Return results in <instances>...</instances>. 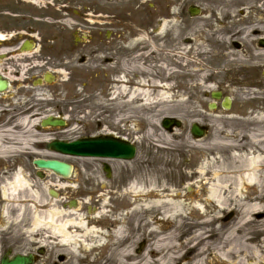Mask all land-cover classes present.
I'll list each match as a JSON object with an SVG mask.
<instances>
[{"label": "rangeland", "instance_id": "rangeland-1", "mask_svg": "<svg viewBox=\"0 0 264 264\" xmlns=\"http://www.w3.org/2000/svg\"><path fill=\"white\" fill-rule=\"evenodd\" d=\"M173 2L174 12L177 10V7L179 11H184V4L199 3L201 7L211 8L213 7V3L217 8H214V10L218 13L221 21H224L223 16L226 18V15H230L229 23L225 24L224 27L213 25L215 30L211 29L209 32L201 30L200 27L202 25L200 26L199 22H213L210 20L212 18L210 14L207 16L205 13L207 18L194 20L193 22L196 23L197 30L192 32L181 30L176 22L178 48L180 46L186 47L185 44L180 45L179 39L188 36L196 38L200 44V50L202 49L201 51L205 53L203 55L205 58L201 56L202 63L199 71L196 72V74H200L197 77V79L199 78L198 83L200 85L196 88L199 92V102L204 103L203 109L199 108V111L195 109L197 104H188L184 96V105L175 106L172 102L170 64L172 57L170 42L173 32ZM0 8L6 12L5 14L9 13L13 15L3 14V23L12 24V29L16 27L15 22L24 21V23H29L34 27L33 30L36 36L38 34L42 37L55 34L62 36L65 41L58 42V45H63V47L50 52L51 57L53 55L60 57L61 55L67 56L73 54L74 38L78 40L81 36L89 32H99L100 29L104 30L103 33L109 29L108 33L115 34L116 36L137 35L133 38L126 37L120 41H114V50L118 51V46H120V53L113 55L114 61H118V63L114 62L112 65L105 66V71L109 69L114 75L113 77L116 80V86H114V90L117 92L115 94L116 98L114 101H107L108 104H102V102H99V98H90V105L86 108L88 110L95 108L93 115H89L85 119L77 117V103L75 101L77 98H84L81 97L84 91L76 87L74 80L69 82L67 79L68 74L64 73V76L60 77L62 79H58L57 81L59 83L58 90L69 93V97L66 99L69 102L65 105V108L68 109L67 113L72 114L67 130L69 134L68 140H76L82 135L89 133L94 135L97 131L99 133L102 129H96L95 118H97V110L100 107L108 108L110 105H113L116 111L114 118L116 120L120 115V120L119 123H115L116 121L106 122L112 123L115 126L108 129L109 132L119 133L126 140L135 141L138 146V155L132 162H110L115 173L126 169V173L130 174L129 184L127 183L126 186L115 185V181L106 183V181L100 180L101 178L97 169L98 166L103 164V161L68 159L69 163L77 164L78 167L80 166L82 172L86 171L83 173L81 184L84 194L90 195L95 190L94 193L98 190V193L105 194L106 196L103 199L102 205H105L106 210L112 209V205L118 208H123L126 205V223L129 216H132V213L137 215L134 217L135 221L144 218L145 223H150L153 221V218L143 216V212L145 208L154 211L152 206L153 202H155L154 199H147L136 203V200L134 201L136 194L129 193L128 188L136 185L135 188L144 187L146 190L156 189L165 191V185L167 184L170 189L175 191V195L178 193L189 195V189L192 188V191H195L198 188L196 186L199 184L197 182L202 181L198 185L200 188L203 185L199 193L200 197L192 195L193 203L190 202V198H187V201L184 203L186 206H189V208L185 209V213L190 214V208H194L195 218L183 216L171 219L173 227L175 222L177 225H180L181 228L178 231H182L184 236L192 233V227H187L186 223L188 225L195 224L196 236L209 232V230H218V232L221 231L224 234L237 227L240 217L242 218L239 211L235 212L233 209L237 202L234 204L229 203L230 205L225 212H222L220 209L216 210L213 205L207 204L208 209L205 213V219L196 215L198 204L206 205L205 201L208 197L206 191L209 185L204 184L210 180H215L216 173L221 174L218 177L219 181H222L225 185L232 186L235 196H238L237 189L240 183L237 179V172L243 171V178H245L247 173H249L245 171L251 167L248 155H246L245 160L235 157L236 151L239 152L242 148L252 146L247 141L248 133L250 132L248 128L252 124L248 119V115L251 112L249 111L250 103L246 99L243 100L244 95L243 97L241 95L238 96L234 88L229 91L225 87V91L228 92L226 94L227 97H230L235 102L233 109L225 111L219 108L218 110L210 111L209 105L213 101L210 95L218 91L219 84L214 80L215 83L207 81L210 79L209 77L213 71L211 66L218 68L215 65L224 57L227 47L228 50L230 48V33L238 35L234 39L237 40L240 47L235 50L236 58L241 60L244 57V46L240 45L242 43L239 39L243 33L250 31L255 25H259L257 28H264V24H262L264 23V0H187V2H182V5H178V0H38L37 2L33 0L30 2L27 0H0ZM13 33L12 31L9 34ZM2 34H5V32ZM140 35H143V38ZM252 37L254 36H251V40H253ZM262 37H264V34H262ZM36 44L47 43L43 40L41 43L36 41ZM140 46L145 47L147 51V54L141 56V61L145 62V67L140 70L146 84L144 104L140 106L135 105L134 102H128L125 106L123 100L128 97H124V93L121 90L123 83L119 82L123 80L126 74L125 55L134 47ZM211 59H213L212 62ZM91 61L88 65L81 66L79 65L78 58L74 55L71 58V63L67 66L74 70L75 74L83 75L87 74L88 71H94ZM212 75L215 77V74ZM224 79L223 73L215 77V80H221L220 82ZM151 85H154V87ZM241 88L243 89L242 91L246 90V87ZM92 90L99 93V90L93 87V85L89 87L88 92ZM153 90L157 92H153ZM64 97L63 95L60 99ZM263 99L264 92L262 96V103L264 104ZM62 102L60 101V103ZM125 108L126 125L124 127L121 115ZM176 116L181 118L183 122L182 129H175L172 133L166 132L162 126V121L165 118ZM194 120H200L198 121L200 124L208 125L210 128L211 134L208 135L209 137L204 138L199 143L191 140L190 135H188V129ZM84 125L86 126L85 128ZM214 135L218 137L215 143H223L227 140L229 141L228 143H231V147L222 149L220 146L215 145V140H213ZM235 145L236 147H234ZM247 151L252 153L249 150ZM206 168L208 169L206 175L198 173L193 176L190 174V172L193 173L194 171ZM90 173L92 175H89ZM244 193L254 195V188L251 187ZM127 195L130 196L128 197ZM127 202L131 203L132 206L128 208ZM92 207L93 203L86 198L83 202L84 211ZM118 208L114 207V209ZM212 220H215L211 223L215 227L212 225L208 226V222L210 223ZM119 222L120 220L116 219L117 226H120ZM21 226L20 222L17 227ZM135 226V234L131 236L136 237L132 239L134 246L130 249L133 255L138 254L139 246L144 240V236L139 232L140 230H137L139 224ZM127 227L126 225V230ZM27 229L30 228L28 227ZM22 231V236L28 234V232H24L25 230L19 232ZM252 237L255 243L259 245L264 243L263 237L259 234H254ZM262 246L264 245L262 244ZM141 253L143 252H140L139 255H142ZM244 264H259V261L258 259L251 258L250 262H245Z\"/></svg>", "mask_w": 264, "mask_h": 264}, {"label": "flooded vegetation", "instance_id": "flooded-vegetation-1", "mask_svg": "<svg viewBox=\"0 0 264 264\" xmlns=\"http://www.w3.org/2000/svg\"><path fill=\"white\" fill-rule=\"evenodd\" d=\"M181 1L187 2V0H178V5H182ZM195 6L199 7L198 11L200 12L197 17L191 16L189 12L190 7ZM212 6L211 8H204L199 3L184 4V11H179L177 7L175 13L173 2V32L170 42L172 60L170 64L172 74L171 94L175 106L184 105V96L188 104H197L195 109L198 111L199 108L203 109L204 103L199 102V92L196 90L197 86L200 85L198 83L199 78L197 79L200 74H196V72L199 71L202 63L201 56L205 54L201 51L202 49L200 50L197 39L188 36L179 39L180 45L185 44L186 47L180 46L178 48L176 22L181 30L192 32L197 30L196 23L193 21L207 18L210 14L212 17L210 20L213 22H199L200 26L202 25L201 30L209 32V30L214 29V26L224 27L225 24L229 23L230 15H226V18L222 15L225 22L221 21L218 13L214 10L216 7L213 3ZM5 13L0 8V82L4 84V89L0 91V264H4L5 261H13L17 256L25 255L33 257V264H71L76 261L72 259V248L76 247L79 250L76 255L82 258L85 256L84 245L92 250L90 261L100 258L101 255L100 262L105 263L107 254L102 251L107 244L114 245L116 243L115 239L117 240L118 237L116 231L118 233L120 228L116 225V219L124 217L126 221V205L123 209L112 205V209L106 210L105 205H102L105 194L98 193V190L90 195L82 192V176L86 171L82 172L80 166L67 162L65 156L52 155L50 148L52 142L74 141L67 139L69 137L67 133L69 120L72 116V114L67 113L68 109L65 108V105L69 102V100H66L69 93L59 91L57 81L62 79L60 77L64 76V73L68 74L67 79L69 82L74 80L76 87L84 91L81 94V97L84 98H77L75 101L77 103V117L85 119L87 116L93 115L95 108L93 110L86 108L90 105V98H99V102H102V104H108L107 101H114L116 98L114 75L109 69L105 71V66L112 65L114 62L118 63V61H114L113 55L120 53V46H118V51L114 50V41H120L126 37L133 38L137 35L116 36L108 33L109 29L105 33H103V29H100L99 32H89L78 40L74 38L73 54L61 55L60 57L53 55L51 57L50 52L63 47V45H58V42L65 41L62 36L57 34L45 37L39 34L36 36L33 30L34 27L29 23H24V21L15 22L16 27L12 29V24L3 23V14ZM5 15L13 16L9 13ZM12 31L14 33L9 34ZM3 32L5 34H2ZM140 36L143 38V35ZM257 39L259 47H261L260 43L264 37L258 36ZM43 40L47 44H36V41L41 43ZM240 45L242 46V44ZM234 46L237 49L240 48L238 44ZM145 54H147L145 47L140 46L134 47L125 55L126 74L123 80L119 81L123 83L120 86L125 88L124 97H128L123 100L125 106L128 102H134L135 105L140 106L144 104L142 94H145L146 84L140 70L145 67V62L141 61V56ZM74 55L78 58L81 66L88 65L93 60L91 62L94 71H88L87 74L83 75L75 74L74 70L67 66L71 63V58ZM223 62L221 60L215 65L218 68L211 66L213 71L207 82L215 81L219 84L218 92L223 98L230 100V109L226 110L230 111L233 109L235 102L227 97L228 92L225 91V87L230 91L229 86L237 84L238 78L240 81L245 80L246 73H243L241 77H239L240 75L236 77V75L227 71L226 63ZM216 73H219V75L223 73L225 79L222 82H220L222 79L215 80L212 74ZM253 80L255 85L264 87L263 74ZM91 85L96 87L99 93L93 90L88 92ZM153 92L157 91L153 90ZM63 95L65 97L60 99ZM252 97H254L253 93ZM210 98H212V95H210ZM60 101L63 102L60 103ZM224 104L227 103L216 102V110L223 109ZM257 109L258 111H264V104L261 103ZM97 111L96 129L102 130L99 133L97 131L94 135L91 133L82 135L79 139L113 136L114 138L126 140L119 133L109 132L108 130L115 126L106 122L116 121L115 123H119L120 120V115L117 117L118 119L115 120L114 118L116 111L113 105L108 108L100 107ZM49 116L65 121V128H43L42 122ZM261 117L264 118V115L256 114L251 119ZM175 118L181 119L178 116ZM121 119L124 121L123 126L126 125V108L121 115ZM192 126L188 129V135L194 141L195 135L193 136L191 133ZM204 126L209 133V127ZM248 129L252 131V135L255 134V130L263 132L262 135H264V123L254 122ZM50 159L69 163L72 166L71 176L62 178L50 171H41L35 166L34 162L37 160ZM97 170L100 180L106 181V183L115 181V185L118 186L129 184L130 174L126 173V169L115 173L112 164L103 163L98 166ZM86 198L93 203V207L84 211L83 202ZM25 206L29 208L28 211L24 209ZM53 207L56 208L57 212L64 213V215L62 218L55 217L52 223L50 212ZM114 207L118 209H114ZM18 208H22L19 213ZM65 211L71 215V219L75 223H78L77 221L82 218L86 223H89L87 227L88 229L92 228V230L89 231L88 236L91 239H83L82 234H79L81 229L73 224L67 230L74 240L76 235L80 236L77 239L78 244L62 241L61 235L56 232L66 221ZM192 212H194V208H190V213ZM34 213L44 214L42 217L44 225L37 228V230L42 229V235L32 233L35 230L33 228L36 219ZM20 222L22 226L18 228ZM28 227L30 229H27ZM21 230H25L24 232H28V234L32 233V236L28 234L22 236L23 231L19 232ZM95 232H98V234L94 236ZM146 245L147 242L143 240L140 246L145 249ZM86 256H89L88 251Z\"/></svg>", "mask_w": 264, "mask_h": 264}, {"label": "bare ground", "instance_id": "bare-ground-1", "mask_svg": "<svg viewBox=\"0 0 264 264\" xmlns=\"http://www.w3.org/2000/svg\"><path fill=\"white\" fill-rule=\"evenodd\" d=\"M27 1L30 2L32 0ZM33 1L37 2L38 0ZM257 27H259V25H255L250 31L243 33L239 39L245 50L243 53L244 57L241 58V60H238L235 54L237 48L234 45L238 44L237 40H234L235 37L238 36L235 35V33H230V48L228 50L227 47L226 54L221 58V60L224 61L223 63H226L225 67L228 69L227 71L229 73L236 76L246 73L245 80L240 81V79H238L237 84H232L229 87L230 89L234 88L238 96L241 95L243 97L244 95L243 100L246 99V101L250 103L249 111L251 112L248 115V119L252 124L254 122H264V118L262 117L259 119H251V117L256 114L264 115V111L260 109V111H258L257 109L262 103L264 87L262 88L260 87L261 85H255L253 80L261 76L264 72V48L259 47V41L257 39L258 36L260 37L264 34V28ZM251 36L256 37H252L253 40H251ZM251 47L252 49H250ZM218 75L219 73H216L215 77H218ZM151 86L154 87V85ZM241 87H246V90L242 91L243 89ZM121 90L125 92L124 87H122ZM252 93L254 97H252ZM161 94L160 96L162 97ZM262 133L261 131L255 130V134L252 135V131H250L247 141L250 142L252 146L242 148L239 152L236 151L237 154L235 157L245 160L246 155H248L250 158L249 162H251V167H249V170L245 171L246 173L249 172L245 178H243V171L237 172V179L240 183L237 189L238 196H235L232 186H228V184L225 185L222 181H219L218 177L221 174L216 173L215 180H210L204 184L209 185L206 191L208 195L205 201L206 205L198 204L196 210V215L205 219V213L208 209L207 204L213 205L216 210L220 209L222 212H225L230 205L229 203L234 204L237 202L233 209L235 212L239 211V214L242 216V218L240 217L237 227L224 234L221 231L218 232V230H209V232L199 234V236H196L195 224H185L187 227H192V233H189L187 236H184L182 231H178L181 226L177 225L176 222L173 227L171 219H177V217L181 218L183 216L195 218L194 212L190 214L185 213V209L189 208V206H186L184 203L187 201V198H190V202L193 203L192 195L200 197L199 193L203 185H200L201 188L198 185L202 181L197 182V184H199L196 186L198 188L195 191H192V188L189 189V195H182L180 193L175 195V191L170 189L167 184L165 185V191L156 189L146 190L144 187L135 188V185L128 189L129 193L136 194L134 197L136 203L147 199H154L155 202H153L152 205L154 211L145 208L143 212V216L152 217L153 221L145 223L144 218L135 221L134 217L137 215L134 213H132V216H129L127 223L124 217H122L119 219L120 228L118 229V233L116 231V234H118L117 240L115 239L116 243H114V245L107 244L102 251L107 254V260L104 261L105 263L100 262L101 255L100 258L90 261L92 250L89 249L87 245H84V255L86 256V252L88 251L89 256H84L82 258L78 257L76 254L79 250L73 247L72 259L76 261L71 264H244L245 262H250L251 258L258 259L259 264H264V246H262L264 243L259 245L254 242L255 240L252 237L254 234H259L264 239V135H262ZM217 138L218 137L214 135V143L217 142ZM194 142L199 143L200 141L195 140ZM228 142L229 141L226 140V142L215 143V145L224 149L225 147H231V143ZM199 146L201 147L202 145ZM234 147H236V145ZM245 149L252 153H249ZM207 172L208 169L206 168L194 171L193 173L190 172V174L193 176L198 173L206 175ZM251 187L254 188V195L244 193ZM127 196L129 197L130 195ZM127 203L128 208L132 206L131 203ZM24 209L29 210L26 206ZM120 209L123 208L121 207ZM17 211L21 212L22 208H18ZM65 212L66 221L56 232L61 235L62 241L65 243L75 242L78 244L77 239L80 238V236L76 235L74 240L67 230V228L73 224L81 229L79 234H82L83 239H91L90 236H88L89 231L92 230V228L88 229L87 227L89 223H86L83 218L77 221L78 223H75V221L71 219V215H69L67 211ZM34 214L36 219L33 228L35 230H33L32 233L34 232L35 234L39 233V235H42V229L37 230V228L43 227L44 223L42 217L44 214ZM63 215L64 213L57 212L56 208L53 207L50 212V220L53 223L55 217L58 216L62 218ZM214 221L215 220L210 221V223L208 222V226H214V224H211ZM136 224H139L137 230H140L139 232L142 233L144 240L147 242L145 249H143V253H141L142 255H139V253L133 255L130 250L134 246V244H132V239L136 236L131 235L135 234L134 230H136ZM126 225L128 226L127 230ZM32 233L28 235L32 236ZM95 234H98V232H95L94 236Z\"/></svg>", "mask_w": 264, "mask_h": 264}, {"label": "water", "instance_id": "water-1", "mask_svg": "<svg viewBox=\"0 0 264 264\" xmlns=\"http://www.w3.org/2000/svg\"><path fill=\"white\" fill-rule=\"evenodd\" d=\"M196 10V9H195ZM190 10L192 16L198 15V11ZM264 47V40L260 43ZM4 89V84L0 82V91ZM213 98L221 99V95L214 94ZM214 108V106H213ZM212 108V109H213ZM228 108V107H226ZM43 127H63L65 122L54 118H48L42 122ZM162 126L166 131H172L174 126H180L175 120L167 118L162 122ZM192 134L198 138L204 137V130L198 125L193 126ZM53 152L62 153L63 155L83 158H111L120 160H132L136 153V148L128 142L117 140L114 138H93L83 139L73 143L53 142L50 145ZM35 166L38 169L51 171L59 176L69 177L71 174V166L59 161L37 160ZM4 264H33L31 257L18 256L13 261H5Z\"/></svg>", "mask_w": 264, "mask_h": 264}]
</instances>
